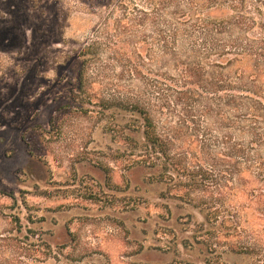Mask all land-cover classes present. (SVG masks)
Wrapping results in <instances>:
<instances>
[{"label": "rangeland", "instance_id": "rangeland-1", "mask_svg": "<svg viewBox=\"0 0 264 264\" xmlns=\"http://www.w3.org/2000/svg\"><path fill=\"white\" fill-rule=\"evenodd\" d=\"M211 21L264 70V0H0V264H264L232 129L151 87L158 40ZM139 104L171 141L164 179L135 163Z\"/></svg>", "mask_w": 264, "mask_h": 264}, {"label": "trees", "instance_id": "trees-1", "mask_svg": "<svg viewBox=\"0 0 264 264\" xmlns=\"http://www.w3.org/2000/svg\"><path fill=\"white\" fill-rule=\"evenodd\" d=\"M191 29L199 35L180 36L182 30L175 29L171 38L158 40L162 55L157 58L159 72L152 90L159 101L200 105L203 115L218 117L232 129L236 142L222 157L230 161L237 191L245 195L242 208L253 210L264 222V70L249 68L254 52L246 38H235L234 23L211 21ZM260 46L257 56L262 62ZM163 68L174 74L162 73ZM132 112L138 115L141 134L132 140L139 148L135 163L145 168L162 164L159 178L168 177L171 141L159 131L146 106L139 104ZM230 211L239 217L242 209L232 205Z\"/></svg>", "mask_w": 264, "mask_h": 264}]
</instances>
